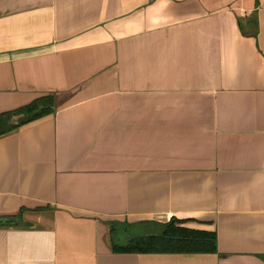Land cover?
I'll return each mask as SVG.
<instances>
[{"label": "crops", "instance_id": "1", "mask_svg": "<svg viewBox=\"0 0 264 264\" xmlns=\"http://www.w3.org/2000/svg\"><path fill=\"white\" fill-rule=\"evenodd\" d=\"M47 93L0 135V264H264V0H0V112ZM172 217L214 248L115 249Z\"/></svg>", "mask_w": 264, "mask_h": 264}, {"label": "trees", "instance_id": "2", "mask_svg": "<svg viewBox=\"0 0 264 264\" xmlns=\"http://www.w3.org/2000/svg\"><path fill=\"white\" fill-rule=\"evenodd\" d=\"M52 93L36 97L15 109L0 112V135L18 126L43 117L55 110ZM10 220H7V222ZM5 222L0 219V223ZM181 219L172 217L168 222L158 223V233L134 235L127 242L115 244L122 251L144 250H202L214 248V232L192 229L180 225Z\"/></svg>", "mask_w": 264, "mask_h": 264}]
</instances>
